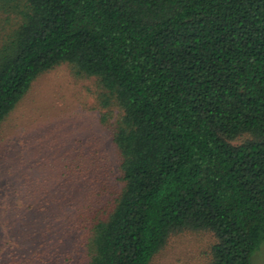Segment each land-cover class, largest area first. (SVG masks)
I'll return each mask as SVG.
<instances>
[{"label":"trees","instance_id":"obj_1","mask_svg":"<svg viewBox=\"0 0 264 264\" xmlns=\"http://www.w3.org/2000/svg\"><path fill=\"white\" fill-rule=\"evenodd\" d=\"M61 64L95 78L116 152L111 180L76 147L55 185L78 264H151L184 229L212 233L208 264H249L264 240V0H0V126Z\"/></svg>","mask_w":264,"mask_h":264},{"label":"rangeland","instance_id":"obj_2","mask_svg":"<svg viewBox=\"0 0 264 264\" xmlns=\"http://www.w3.org/2000/svg\"><path fill=\"white\" fill-rule=\"evenodd\" d=\"M95 78L67 64L40 74L0 126V264H78L83 256L57 185L63 163L83 146L113 180L116 152L101 120ZM117 110L114 109L115 117ZM114 117L109 121H113ZM64 200V198H63ZM71 201V198L67 202ZM60 208V209H59ZM211 232L172 233L151 264H208ZM249 264H264V240Z\"/></svg>","mask_w":264,"mask_h":264}]
</instances>
